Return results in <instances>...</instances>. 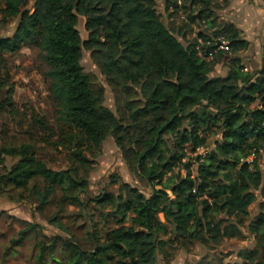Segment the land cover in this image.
<instances>
[{
    "label": "trees",
    "instance_id": "1",
    "mask_svg": "<svg viewBox=\"0 0 264 264\" xmlns=\"http://www.w3.org/2000/svg\"><path fill=\"white\" fill-rule=\"evenodd\" d=\"M178 1L168 0L171 15L181 7L190 20L178 29L163 22L156 0H35L30 9L27 0L0 1V23L18 19L12 35H0V113L12 118L19 113L7 55L37 47L48 66L44 76L56 113L54 127L33 113L32 129L57 133L56 144L70 162L60 169L46 165L31 142L0 146V163L17 159L0 175L1 186L29 191L39 212L60 192V208L50 221L67 234L49 241L29 223L7 253L32 232L38 237L35 264L53 263L57 247L65 253L60 264H162L171 241L206 245L240 235L229 220L248 215L258 191L263 199L249 228L264 249V169L257 157L248 160L264 149V62L249 72L240 59H231L225 75L210 76L212 66L230 52L219 49L221 36L234 53L250 42L235 24L219 23L215 0H182L181 6ZM78 15L86 17V39L77 28ZM197 19L213 33L200 31L188 40L187 28ZM84 49L113 89L116 110L105 105L102 89L85 71ZM216 125L220 139L196 155L217 136ZM108 136L148 194L123 181L115 191L90 196V181L81 171L91 166L89 153L100 151ZM192 153L195 159L185 161ZM88 201L108 209L101 213L103 221L88 211ZM66 205L79 208L90 226L84 243L61 219ZM108 217L119 225L102 232Z\"/></svg>",
    "mask_w": 264,
    "mask_h": 264
},
{
    "label": "rangeland",
    "instance_id": "2",
    "mask_svg": "<svg viewBox=\"0 0 264 264\" xmlns=\"http://www.w3.org/2000/svg\"><path fill=\"white\" fill-rule=\"evenodd\" d=\"M172 1L169 0V4L172 5ZM181 1H178L177 5L181 6ZM34 2L35 0H27L26 8H32ZM230 2L228 0L214 1L213 9L219 23H229V12L226 10L229 8L228 4ZM156 3L163 22L169 28L178 29L188 19L186 11L183 12L181 7H178L177 11L171 15L172 6L170 5L169 9L167 8L168 0H156ZM200 7L199 5L194 9L198 10ZM194 13L197 14V11ZM188 21L190 20L188 19ZM17 22L18 19H12L7 25L0 23V35H12ZM190 27L192 28H187L188 40L197 38L200 31L209 35L213 33V28H209L208 24L200 19H197ZM77 28L83 39H86L88 30L86 29V17L84 15H78ZM177 32L176 30L179 39L185 41ZM243 33L242 30V37ZM221 40L228 42V39L223 36H221ZM261 48L262 45L258 38H256V42H250L249 47L240 50L239 53H234L230 48V52L226 53L227 58L218 60L212 66L210 76L225 75L229 69L228 63L231 59H240L243 71L253 72L258 70L264 62V55H262L264 50L261 51ZM7 57V69L11 75V82L15 86L14 99L18 105L19 113L16 118L0 113V146L4 143L19 145L22 142H31L36 146L38 158L41 162L56 169L68 166L70 162L66 159L67 151L56 144L59 135L51 133L49 130L32 129L33 113L45 117L51 127L55 126V104L49 92L48 81L44 76V71L47 70L48 66L40 58L39 49L26 46L14 54H8ZM81 63L96 87L102 89L105 105L116 110L113 89L94 63L90 51L84 49ZM213 128L217 136L208 138L205 144L206 148L214 147L213 141L221 137L218 126L216 125ZM200 152L202 150L196 155H199ZM194 155L195 153L190 154L185 161L190 160L192 157V159H195L196 155ZM89 157L92 159L91 166L81 172L90 181V196H97L102 190L115 191L118 187L117 183L123 181L143 187L146 194H148L149 187L128 169L112 136L106 138L100 151L94 154L89 153ZM256 157L260 166L264 169V149ZM16 160V158H7L4 163H0V175L5 173ZM193 170L195 173L196 163ZM182 171L185 172L184 169ZM113 179L118 182L115 183ZM2 188L0 190V264H35L38 237L35 234L33 236L32 232H27L23 242L12 243L13 250H9L8 253L7 247L11 244V241L17 239L19 232L29 223H35L37 231L40 233L39 236L46 237L49 241L57 234L67 236L61 228L50 221V217L57 213L60 208L58 196L61 193H58L50 206L46 207L43 212H39L37 209L38 203L29 196V191L11 188L7 185ZM257 193L259 195L258 201L250 207L248 215L243 218L233 217L229 220L240 228V235L226 237L219 243L212 242L206 245L197 242L183 246L181 242L174 243L171 241L167 244L169 254H162L160 262L162 264H258L262 261V264H264V249L257 243L256 235L249 228L252 218L258 212L259 201L263 199L262 192L258 191ZM107 210L102 205H95L94 202L88 201V211L94 215L95 220H102L101 213H106ZM61 213L65 216L61 219L69 225L76 239L84 243L86 231L90 226L80 215V209L73 205H66ZM161 217L163 216L161 215ZM221 217H225V215ZM102 225V232H105L118 226L119 223L113 220L112 217H108L106 223L103 222ZM164 238L169 239V235L164 236ZM63 252L61 247H57L54 252L56 260L53 263L50 261L49 264L64 263L65 253Z\"/></svg>",
    "mask_w": 264,
    "mask_h": 264
},
{
    "label": "crops",
    "instance_id": "3",
    "mask_svg": "<svg viewBox=\"0 0 264 264\" xmlns=\"http://www.w3.org/2000/svg\"><path fill=\"white\" fill-rule=\"evenodd\" d=\"M229 23L244 31L243 37L249 42L260 39L264 50V0H228ZM241 30V31H242ZM256 34V35H255ZM262 55H264L262 53Z\"/></svg>",
    "mask_w": 264,
    "mask_h": 264
},
{
    "label": "built area",
    "instance_id": "4",
    "mask_svg": "<svg viewBox=\"0 0 264 264\" xmlns=\"http://www.w3.org/2000/svg\"><path fill=\"white\" fill-rule=\"evenodd\" d=\"M219 49H223V50L229 51L230 50V47H229L228 42L227 41H224V40H221L220 41V45H219ZM200 150H202V152H200V154H203L204 155V154H206L210 150V148H206V147L200 148V149H198V153H199ZM256 156H257V152H253L249 156L248 160L249 161H252Z\"/></svg>",
    "mask_w": 264,
    "mask_h": 264
}]
</instances>
